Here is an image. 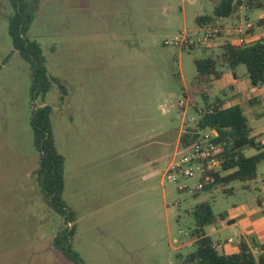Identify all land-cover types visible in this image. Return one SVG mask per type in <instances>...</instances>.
I'll return each mask as SVG.
<instances>
[{
	"label": "rangeland",
	"instance_id": "rangeland-1",
	"mask_svg": "<svg viewBox=\"0 0 264 264\" xmlns=\"http://www.w3.org/2000/svg\"><path fill=\"white\" fill-rule=\"evenodd\" d=\"M26 1L34 16L27 36L41 45L53 81L44 97L34 98L31 63L14 49L9 33L12 0H0V264H75L55 246L67 224L49 205L37 175L40 152L31 120L34 108L45 105L52 108L55 145L65 158L62 198L75 215L71 242L83 264H179L196 248L193 212L203 202L212 204L217 218L206 227L213 240L232 238L236 247L243 228L259 256L264 212L217 230L230 214L250 211L257 201L264 206V163L255 180L229 184L233 193L198 190V176L164 179L185 153L181 138L194 133L205 107L202 96L191 104L189 95L195 61L219 56L236 38L221 31L191 50L165 41L199 29L196 18L211 14L219 0ZM238 14L244 25L246 19L259 23L264 7L243 6ZM220 70L221 79L206 86L208 102L223 99L229 106L238 95L228 86L234 75L239 83L250 79L245 65L222 64ZM261 89L259 105H242L256 128L264 116L253 121L250 110L264 112ZM256 153L250 149L246 156Z\"/></svg>",
	"mask_w": 264,
	"mask_h": 264
},
{
	"label": "trees",
	"instance_id": "trees-1",
	"mask_svg": "<svg viewBox=\"0 0 264 264\" xmlns=\"http://www.w3.org/2000/svg\"><path fill=\"white\" fill-rule=\"evenodd\" d=\"M14 14L9 19V33L12 37L14 49L17 50L33 69L34 98L43 97L50 91L52 77L48 75L41 45L28 38L27 34L33 22V14L28 11L26 0H12ZM262 8L260 0H219L211 14L196 18L199 27H216L219 21L231 18L240 7ZM264 24V19L259 21ZM197 75L191 83L189 95L194 103L195 96H202L205 107L199 111L200 119L193 134H185L181 138L183 150L190 149L204 130H215L218 136L215 141L223 147L221 167L209 173L210 180L205 190L222 187L228 193L233 189L227 186L235 181L251 182L257 178L258 165L264 161V144L252 136L253 129L249 124L242 106L226 107L220 99L209 103L207 84L213 79L222 77L220 67L226 65L236 69L240 65L247 67V74L254 87L264 85V39L257 42L238 45L226 43L219 56L209 55L195 61ZM52 108L48 105L34 108L31 125L34 131V142L40 152V166L37 170L39 182L49 205L61 214L67 227L57 237L55 246L75 264H83L80 256L74 251L71 238L75 227L69 225L74 221V213L63 201L65 188V158L59 153L55 145L52 124ZM256 150L253 156H246L247 150ZM195 250L179 259V264H264V245L260 248V255L256 256L248 243L242 241L236 251H227L224 247L216 248L211 236L207 235L206 227L217 220L212 204L203 202L195 207ZM181 257V256H180Z\"/></svg>",
	"mask_w": 264,
	"mask_h": 264
},
{
	"label": "built area",
	"instance_id": "built-area-1",
	"mask_svg": "<svg viewBox=\"0 0 264 264\" xmlns=\"http://www.w3.org/2000/svg\"><path fill=\"white\" fill-rule=\"evenodd\" d=\"M221 31L219 27L212 26H205L194 31L186 30L173 39L165 41V45L177 47L180 50H191L212 42ZM236 33L239 36L237 44L244 45L243 30L238 28ZM217 136L215 130L200 131L190 149L171 162L164 174L165 181L180 183L184 179H193L198 176L197 189L203 190L210 180L209 173L221 167L223 147L215 141ZM179 189L184 190V187L179 186ZM215 247L219 248V246Z\"/></svg>",
	"mask_w": 264,
	"mask_h": 264
},
{
	"label": "crops",
	"instance_id": "crops-1",
	"mask_svg": "<svg viewBox=\"0 0 264 264\" xmlns=\"http://www.w3.org/2000/svg\"><path fill=\"white\" fill-rule=\"evenodd\" d=\"M241 19H242V17H240L239 14L237 15V13H236L231 18L224 19V20H226V21H228L230 23L229 25H232V26L229 27V25H225L226 27H222V26L219 25V26H216V27H219L222 31H224L227 36H234V38H236V41L233 44H237V42H238L239 36L236 33L238 28H241L243 30V32H244V34H243V39L245 40V44L244 45L257 42V41L261 40L262 37H264V28H263L264 24L260 25L257 22H250L249 20L246 19V24L244 25V23L241 21ZM198 28H202V27L198 26ZM236 77L237 76L234 75V80L235 81L234 82H229L228 86L231 85V86H233L235 88V93L238 94L237 97H236L237 99L232 101L231 105H229V106H227L225 104L224 100L221 99L224 102V105L226 107H231V106H236V105L242 106L244 104L245 105L248 104V105L254 106V107L256 105H259L260 102H261L260 94H261L262 89L258 90V87H254L251 84V81H246L244 83H239L238 81H236ZM262 86H259V87H262ZM250 113H251V117H252L253 121H256V120H258V119H260L261 117L264 116V112H257V111H255V108L250 110ZM248 121H249V119H248ZM249 124H250V122H249ZM252 129H253L252 136L255 137L258 142H260L258 140V137L259 136H264V125L263 126H259V127L257 126V128L256 127H252ZM256 130H257V133H256ZM261 143L264 144V142H261ZM263 163H264V161H262L260 164H263ZM257 177H258V175H257ZM263 207L264 206L259 201H257V204H255L253 209L250 210V211H245V212L242 211L241 213H237V214L232 213V214H230L228 217L223 218L224 220H221L222 222H221V225L219 227H221V226L222 227L219 228L217 230V232H219L222 229H224L223 224H226L228 226L235 225L237 218H244V219H249L250 220L251 218H253V216L258 215L259 213H263L264 212V208ZM241 231H242V234H243V240L242 241H245L246 243H248L252 249H253L254 246H256V247L258 246V245H251L248 242V240H247L248 239L247 232L243 228L241 229ZM206 233H207V235L212 237L211 233H208L207 231H206ZM212 239H213V237H212ZM229 241H231V243H229ZM214 242H215L216 245L219 246V249L224 247L227 251H236L238 246L241 243L240 242L236 247H234L235 241L232 238H230L228 241H225V242L222 241V240H219V241L214 240Z\"/></svg>",
	"mask_w": 264,
	"mask_h": 264
}]
</instances>
